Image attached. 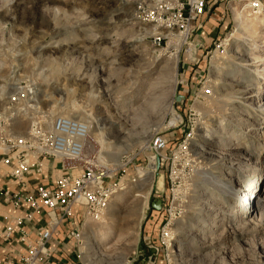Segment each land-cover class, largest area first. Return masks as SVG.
<instances>
[{"label":"rangeland","instance_id":"obj_1","mask_svg":"<svg viewBox=\"0 0 264 264\" xmlns=\"http://www.w3.org/2000/svg\"><path fill=\"white\" fill-rule=\"evenodd\" d=\"M151 2L0 0L2 128L27 135L38 109L94 123L90 159L117 190L80 251L66 242L67 263L264 264V226L240 199L264 196V9L210 0L189 34H157L137 18ZM158 131L167 158L154 170Z\"/></svg>","mask_w":264,"mask_h":264},{"label":"built area","instance_id":"obj_2","mask_svg":"<svg viewBox=\"0 0 264 264\" xmlns=\"http://www.w3.org/2000/svg\"><path fill=\"white\" fill-rule=\"evenodd\" d=\"M208 1L152 0L138 7L137 18L159 29L178 28L180 34H189L206 15ZM249 1L254 12L264 9L262 0ZM163 34L155 40L161 42ZM2 127L0 122V170L4 169L0 198L22 213L7 216L0 226V264H66L60 246L68 241L80 251L88 221L103 219L117 190L111 169L90 159L94 123L38 109L27 135ZM152 141L163 165L166 136L158 131ZM168 213L163 240L169 238L167 229L173 222L172 210Z\"/></svg>","mask_w":264,"mask_h":264},{"label":"bare ground","instance_id":"obj_3","mask_svg":"<svg viewBox=\"0 0 264 264\" xmlns=\"http://www.w3.org/2000/svg\"><path fill=\"white\" fill-rule=\"evenodd\" d=\"M241 25H242V27L244 29H246V30L249 29L247 23H245V22L242 21L241 22ZM151 27H155L154 29H159V28H157V26H154V25H152ZM160 32L161 31H158L157 34H159ZM45 47L46 46L44 45L43 48H45ZM247 89L248 88L237 91V93L239 92V94H241V97L240 98L247 99L249 97H254V96L257 95L256 93H251V91H248ZM261 98L263 99V104H264V95H262ZM175 119H176V117H175ZM176 120H178V118ZM169 125L170 124H168V126ZM154 145H155V143H154V141H152V138H151V141H150V150L154 153V156H156V159H152V161H151V167L155 170V169H157V157L158 156L160 157V155H159V151L156 150V147ZM110 156H116V155H114L113 153H110L109 154V157ZM237 195H238V192H237ZM263 197L260 196L259 193H254L253 194V192L246 194V196L240 197V199L242 200V206H244L245 209L249 208V214H250L249 215V218H250L249 219V223L252 224V225H254L255 229H256L257 226H264V198Z\"/></svg>","mask_w":264,"mask_h":264},{"label":"crops","instance_id":"obj_4","mask_svg":"<svg viewBox=\"0 0 264 264\" xmlns=\"http://www.w3.org/2000/svg\"><path fill=\"white\" fill-rule=\"evenodd\" d=\"M210 1V0H209ZM218 1H224V0H216V2H218ZM263 2H264V0H262ZM219 4H221L222 5V3H219ZM219 8V7H218ZM209 10V9H208ZM208 12V11H207ZM207 14V13H206ZM204 28H206V27H204ZM20 213H22V211H20V210H18V209H16L11 203L10 204H8V203H5V202H3L2 200H1V198H0V226H2L3 224H5V218L7 217V216H12V215H16V214H20ZM36 223H41V221L39 220L38 221V219L35 221ZM59 238H62V235H61V233H59V236H58ZM69 244H70V242H69ZM69 245H68V243H66V242H64L61 246H60V258H61V260H63V261H65V263L66 264H71V262L69 261L68 263L66 262V258H65V254H67L68 252H67V249H70L69 247H68ZM154 249L153 248H151V251H153ZM148 253L147 252H145L144 254H140V257H141V259H143V261L146 259V256H148L147 255ZM153 257L154 256H150L149 257V259L152 261V260H154L153 259ZM156 259V258H155ZM150 263V261H146L145 260V262H144V264H149Z\"/></svg>","mask_w":264,"mask_h":264},{"label":"water","instance_id":"obj_5","mask_svg":"<svg viewBox=\"0 0 264 264\" xmlns=\"http://www.w3.org/2000/svg\"><path fill=\"white\" fill-rule=\"evenodd\" d=\"M203 45H204L203 40L198 39L194 45L193 53H192V56L190 58V60L192 62H196L198 60L197 55H198L199 50L203 47ZM183 98H184L183 95H177L176 96V99L178 101L182 100ZM160 167H161V158L158 156L157 157V168L159 169Z\"/></svg>","mask_w":264,"mask_h":264}]
</instances>
